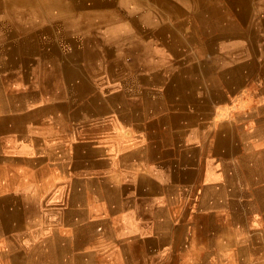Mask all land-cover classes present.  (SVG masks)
Instances as JSON below:
<instances>
[{"label":"bare ground","instance_id":"obj_1","mask_svg":"<svg viewBox=\"0 0 264 264\" xmlns=\"http://www.w3.org/2000/svg\"><path fill=\"white\" fill-rule=\"evenodd\" d=\"M87 1L89 5H85L84 0H0V112H3L0 114V238H5L6 244L14 247L8 252H0V264H77L75 261L78 258L81 261L80 257L86 258V262L87 258L92 260V254L84 250L89 244H95L99 225L91 220L80 221L86 220L87 214L95 208L107 209L110 200L120 196V190L149 189V182L139 177L143 172L139 169L143 167L110 170L99 154L88 151L89 142L83 141L74 146L75 151L71 148L73 176L63 186L65 190H59V202L66 206L44 207L46 198L28 195L34 190L31 184L36 182L38 192L48 191V179H45L48 169L60 168L62 163H35L37 155L31 147L32 141L23 138L39 137L35 141L46 142L43 138L50 134V127L48 122L41 124L38 136H34L28 126L32 119H41L45 113L58 110L65 118L72 117L79 123L75 130L81 138L98 129L92 126L97 121L113 117L121 126L110 134L108 152L117 165L125 152L124 147L119 156L120 145L135 144L139 132L149 140L147 158L153 156L152 159L164 161L170 156L167 147L155 150L152 147L158 143H174L180 131L176 124L169 125L173 124L176 110L191 109L192 115L206 113L210 101L217 96L215 88L218 84L235 87L243 77L251 83H259L260 94L264 97V0ZM223 49H226L225 54L221 53ZM131 71L136 84L132 87L139 94L137 99L124 92L103 98L102 89L94 91L91 87V84L101 86V79L95 76L102 72L109 80L118 79L121 84H129ZM138 71L144 73L137 74ZM153 88L159 92L155 96ZM31 98L42 105L34 111H23ZM81 101L88 104L73 110L72 104ZM237 101L239 104L246 102L242 98ZM104 108L113 114L98 116ZM192 115L191 122L196 120ZM229 115L230 119L225 122L214 114L212 126L209 125L207 131L195 129L192 134L201 142L206 141L204 133L209 137L214 135L218 145L224 147L228 128L232 127L235 118L232 110ZM125 126L130 127H126L129 130L127 136L122 133ZM257 130L264 136V124ZM10 132L19 136L17 143L21 141L22 144L14 152L24 153L29 158L33 154L30 159L1 155ZM209 148V144L203 146L205 151ZM195 157L192 154L186 165L193 164ZM168 162L169 165L163 162L164 166L156 170L159 179L170 173L171 162ZM147 165L154 169L152 161ZM222 166L227 171L228 184L264 180L262 152L236 158V163H222ZM250 166L257 167L254 175ZM86 168L93 171V176L81 180L79 176ZM174 173L181 175L178 171ZM124 176H131V182L119 187ZM111 180L114 185L105 183ZM218 195V189L207 188L204 198ZM146 204L138 201L135 206L138 210L147 209ZM72 215L76 222L70 219ZM50 218L54 221L47 223L46 219ZM205 225L209 227L208 223ZM259 240L254 237L253 249H240L239 255L253 258L256 263L264 260V247L258 246ZM262 240L264 242V236ZM3 246L0 241V250ZM118 248L121 247L115 251Z\"/></svg>","mask_w":264,"mask_h":264},{"label":"crops","instance_id":"obj_2","mask_svg":"<svg viewBox=\"0 0 264 264\" xmlns=\"http://www.w3.org/2000/svg\"><path fill=\"white\" fill-rule=\"evenodd\" d=\"M241 83L235 87L218 84L215 88L217 96L210 101V108L206 113L192 115L191 109L174 112V121L169 127L176 124L177 130L180 131L174 143L168 142L167 146L158 143L156 147H152L153 150L161 146L167 147L170 151L167 160L152 159L153 156L147 158L146 148L149 140L143 132L138 133L137 139L134 136L137 140L135 144L120 145L119 156L124 147L125 152L123 159L119 158L118 165L111 152H108L111 146L110 134L116 131H110L105 136L104 142L108 138L109 145L104 148L100 146L103 140L100 141V138H95L90 134L86 136V139L90 138V144L87 143L88 151L97 156L99 154L103 164L109 165L110 170L127 171L143 167L139 169V171L143 170L139 177L149 182V189L142 188L140 191L132 189L126 192L120 190L118 199L110 200L107 209L99 208L94 215L87 214L88 221L91 220L90 222L99 225L96 234H110L115 237L107 244H89L84 252L92 254V260L87 258L86 262V258L80 257L81 261L79 258L75 261L77 264H85V262L87 264H264V260L256 263L253 258L247 259L238 253L240 249H253L254 237L260 238L258 246L264 247L262 240L264 236V180L249 184H228L226 182L227 171H224L222 166V163H230V165L236 163V158L248 154L261 152L264 154V136L257 130L264 124V97L260 94L259 83H251V80L246 77H243ZM239 98L246 102L239 104L237 101ZM30 109L32 108L27 105L23 111ZM231 110L235 113V118L231 122L232 127H227L229 134L224 147L218 145L214 135L209 137L207 133H204L203 139L206 141L201 142L197 136L192 134L195 129L207 131L212 126L211 120L216 113L220 119L227 122L230 119ZM248 114H251V117ZM190 115L193 118L196 117V120L191 122ZM146 118L154 120L152 117ZM126 127L130 128L125 126L122 133L127 136L129 130ZM134 133L133 131V135ZM207 144L211 148L205 151L203 146ZM99 147L103 150L99 151L97 149ZM192 154L196 156L194 163L186 165ZM150 161L154 163V169L147 165ZM168 161L171 162L168 167L170 173L166 178L159 179L156 176V170L164 166L163 162L169 165ZM174 171L180 172L181 175L175 176ZM250 171L254 175L257 167L250 166ZM87 172L91 170L88 169ZM48 174L45 179H48ZM91 174L93 173L87 175L90 177ZM83 176V174L79 176L81 180H89V177ZM131 178V176H124L121 181L119 180V187L130 184ZM105 183L109 186L114 185L112 180L105 181ZM207 188L218 189L219 195L204 198ZM135 199L147 203L149 207L138 210L135 206L138 201ZM45 205L44 207H47ZM54 206L64 208L61 205ZM205 223H208L209 227H206ZM99 229L102 230L99 231ZM178 232L181 234L179 237L176 234ZM7 247H9L8 251L14 248L9 244ZM117 247H121L118 248L119 251H115ZM131 256L135 258L132 259Z\"/></svg>","mask_w":264,"mask_h":264},{"label":"rangeland","instance_id":"obj_3","mask_svg":"<svg viewBox=\"0 0 264 264\" xmlns=\"http://www.w3.org/2000/svg\"><path fill=\"white\" fill-rule=\"evenodd\" d=\"M85 1V5H89V2L87 0ZM181 50H183L182 48H180ZM226 50L223 49L221 51V53H224ZM181 53H184V51H181ZM225 54V53H224ZM144 73L143 71L141 72H137V74H141ZM97 76L96 79H101L102 82H100L101 86L98 85H92L91 87L92 89H94V91H99V89L103 90V93L101 95V97L106 98L109 95H113L115 93H119V92H124L128 97L133 98V99H137L139 97L138 90H135L132 86L136 85L134 82V72L131 71V83L129 84H121L120 80L116 79V80H109V77L106 76V74L104 72H102L101 74H96ZM153 96H155L158 92V90H154L153 88ZM39 104L42 105V103H40L39 101H36L34 98H31L28 102V105L30 106V108L34 109L35 107H37ZM74 104V105H73ZM72 107L73 110L80 108L83 104L87 105L88 103L86 102H77V103H73ZM97 109H99V106H96ZM113 113L111 111H105V108L102 112H100V114L98 116H110ZM68 118V119H67ZM46 120V121H45ZM115 120V121H114ZM47 123L49 124L50 127V134L46 137L43 138L45 139L46 142L39 140V141H35L36 139H39V137L32 139L29 138H23L26 140H30L32 141L31 143V147L35 148V155H37V161L35 163H38V165L41 164H57L59 162L62 163L60 168H50L48 169V181L46 183V187L49 188L48 191H43L40 190V192H38L37 187H36V182H33L31 186L34 188V190L29 193L28 195L34 194L36 196H40L41 198H46V206L47 207H52L54 205H61L62 207H65V203L64 202H58L61 198V196L58 197V194H61V192H59V190L61 191V189L65 190V187H63L64 185H66L68 182H70V179L72 178V160L69 157L70 152L72 151V149L74 150V146H76L79 142H83V141H87L89 142V139H86V136L88 134H92L95 137L100 138L102 141L101 147H106L107 145H109V139L106 138L105 142H104V138L105 136L108 135V132L110 131H116L118 126H121L117 123V119L113 118V117H108L106 119H102L96 122V124H93L92 126L97 127L98 129L92 132H87L85 133L83 136H81V138L76 134V128L78 127V122H75L74 119L72 117H64L61 112H59L58 110L55 112H48L44 114V117L41 119H32L29 123L28 126H30V128L33 130V135L34 136H38V132L39 129L41 127V124L43 123ZM74 127V128H72ZM102 127H105V129H102ZM70 128H72L71 130H69ZM74 130V132H73ZM104 132V133H103ZM8 135H11L9 137V140L5 141L4 144V148L2 147V154L3 156H8V157H22L25 159H30L31 156H33V154L30 156L22 153L19 154L14 153L15 150L20 149L22 147V144H20V142L17 143V139H19V136H16V134L13 133H8ZM99 135V136H98ZM77 136V137H76ZM80 138V139H79ZM100 140V141H101ZM96 143L98 142L97 139H95ZM93 142V141H92ZM17 143V144H15ZM3 144V145H4ZM9 144L11 145V149L10 151L8 150V146ZM15 144V145H14ZM14 146V147H12ZM16 148V149H13ZM48 148H50V150H48ZM72 148V149H71ZM75 151V150H74ZM80 151H83L82 149H80ZM47 156L45 161H41V159L44 156ZM27 159V160H28ZM41 163V164H40ZM53 166V165H51ZM87 169V168H86ZM55 170H60V172L56 173ZM88 170V169H87ZM87 170H83L82 174L84 175L83 177H89L87 174L89 173H93V171L91 172H87ZM87 173V174H86ZM93 175H90V177H92ZM61 183V184H60ZM32 189V188H31ZM14 192V191H13ZM59 192V193H58ZM48 194V195H47ZM27 195V196H28ZM36 196H32L33 198H37ZM45 196V197H44ZM31 197V196H28ZM53 203V204H52ZM63 203V204H62ZM99 210V208H95L93 210H91L92 214L94 215L97 211ZM70 219L73 222H76V218L75 217H70ZM55 220H57V218H55ZM54 220L52 218L50 219H46L47 223H51ZM88 219L80 221V223L82 222H87ZM36 222H39V220H37ZM57 223H60L57 220ZM102 229H99V231H101ZM105 237V238H104ZM112 236L110 238H108L107 235L105 234H96L95 236V244L99 245H103V244H107V242L112 241V239H114ZM104 239V240H103ZM109 239V240H108ZM0 241L3 243V247L0 250V252H6L8 251V244H6L5 238H0ZM103 241V242H102ZM98 242V243H97ZM95 244H91V245H95ZM7 249V250H6ZM98 252H103V251H98Z\"/></svg>","mask_w":264,"mask_h":264}]
</instances>
